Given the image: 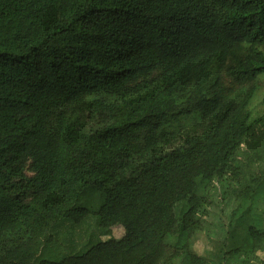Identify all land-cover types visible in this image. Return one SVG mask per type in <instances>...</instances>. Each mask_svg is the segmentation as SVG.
Here are the masks:
<instances>
[{
    "label": "trees",
    "instance_id": "16d2710c",
    "mask_svg": "<svg viewBox=\"0 0 264 264\" xmlns=\"http://www.w3.org/2000/svg\"><path fill=\"white\" fill-rule=\"evenodd\" d=\"M261 76L264 0H0V264H264Z\"/></svg>",
    "mask_w": 264,
    "mask_h": 264
},
{
    "label": "rangeland",
    "instance_id": "374dc122",
    "mask_svg": "<svg viewBox=\"0 0 264 264\" xmlns=\"http://www.w3.org/2000/svg\"><path fill=\"white\" fill-rule=\"evenodd\" d=\"M257 91L250 103L249 110L251 111L253 119H256L264 114V76H261L256 83ZM181 126H185L183 122ZM224 213L220 207L215 208L211 214L210 222H208V234L199 236V240L195 245V252L200 256L212 259L216 253L217 243L212 238L221 239L223 231L217 229L220 224L221 217ZM226 218L224 217V220ZM212 222V224H211ZM125 231L123 227H115L109 234L101 232L96 225V218L90 217L80 225H73L71 223H62L57 236V244L60 245L59 249L67 253L70 248H75L77 251L88 246H92L99 241H107L111 238L120 239L124 236ZM263 237L256 235L255 240L257 244L262 242ZM258 258L264 261V253L259 252ZM242 260H228L227 264H239Z\"/></svg>",
    "mask_w": 264,
    "mask_h": 264
}]
</instances>
